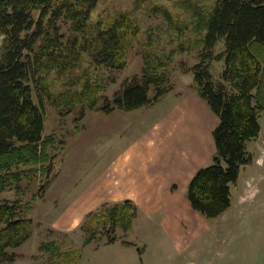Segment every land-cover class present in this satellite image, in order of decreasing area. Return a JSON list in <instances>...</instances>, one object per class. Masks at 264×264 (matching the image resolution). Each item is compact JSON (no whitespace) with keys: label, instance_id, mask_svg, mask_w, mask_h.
Segmentation results:
<instances>
[{"label":"rangeland","instance_id":"obj_1","mask_svg":"<svg viewBox=\"0 0 264 264\" xmlns=\"http://www.w3.org/2000/svg\"><path fill=\"white\" fill-rule=\"evenodd\" d=\"M216 1L97 0L91 24L100 22L105 28L128 12L139 32L125 51L123 66L97 63L83 48L78 66L48 73L47 89L60 99L67 89L80 92L86 79L97 83L94 107L85 101L56 107L46 96L39 101L35 93L44 115L42 136L54 138L47 147L49 173L42 174L39 164L22 165L20 184L0 192V201L19 199L23 215L31 220L29 238L9 249L15 257L1 264H264V110L258 136L246 143L251 161L242 165L230 188L231 205L220 215L208 218L190 207L186 191L195 172L188 178L180 165L162 163L167 167L155 173L166 181L165 192L149 209L135 205L131 227L91 220V214L102 213L107 204L124 200L111 201L123 193L121 174L130 172L129 163L147 159L153 149L157 153L161 143L153 141L167 112L183 111L192 100L205 104L217 117L195 91L189 69L206 52L202 43L206 30L199 20ZM68 27L67 22L61 30L69 34ZM221 51L219 41L212 56ZM156 62L162 64L151 70L159 76L156 84L170 86L157 101L131 110H100L124 82L148 74ZM208 63L214 80L230 88L221 77L223 60L211 57ZM156 84L151 83L150 97ZM172 200L178 203L176 210L169 208ZM110 235L113 242H108ZM65 251L76 252L79 258L67 263Z\"/></svg>","mask_w":264,"mask_h":264},{"label":"trees","instance_id":"obj_2","mask_svg":"<svg viewBox=\"0 0 264 264\" xmlns=\"http://www.w3.org/2000/svg\"><path fill=\"white\" fill-rule=\"evenodd\" d=\"M97 0H0V192L20 184V166L39 164L49 173L47 147L51 135L42 136L44 115L39 101L46 96L60 107L81 101L92 108L97 103V83L86 79L80 92L67 89L60 99L47 89L48 73L64 72L80 64L81 51L88 49L95 62L110 67L124 65L125 51L139 32L127 13L117 15L107 27L91 24L89 16ZM69 23L64 33L61 28ZM206 30L204 55L189 69L197 94L217 115L212 130L215 153L211 163L198 168L190 178L186 197L192 209L205 217L220 215L231 205V185L237 181L242 165L251 161L247 141L258 136L259 117L264 110V0H217L199 20ZM82 37L83 40H80ZM223 51L212 56L217 42ZM223 60V82H216L208 59ZM148 67L150 64H147ZM161 62L148 74L133 77L105 99L100 110H131L155 102L170 89L163 88L157 72ZM151 83L156 93L149 96ZM19 199L0 201V264L13 260L15 248L31 234V220L22 213ZM136 206L130 199L107 204L103 212L91 214L96 224L109 222L131 227ZM101 220H97L101 218ZM90 220V221H91ZM115 240L110 235L108 242ZM65 262L79 258L76 252H63Z\"/></svg>","mask_w":264,"mask_h":264},{"label":"crops","instance_id":"obj_3","mask_svg":"<svg viewBox=\"0 0 264 264\" xmlns=\"http://www.w3.org/2000/svg\"><path fill=\"white\" fill-rule=\"evenodd\" d=\"M190 101L191 105L183 111L172 109L167 112L162 128L158 129L153 141L161 143L157 153L153 149V154L150 151L147 159L127 165L130 172L123 170L121 174L123 193L116 194L114 198L110 195L112 202H120L130 196L136 206L149 209L156 203L157 196L165 192L162 190L165 189L166 181L155 173L161 167H167L162 163L180 165L187 170L188 178L189 173L211 163L215 153L212 130L218 123V117L205 104ZM152 156L153 160L150 158ZM167 192L169 196L172 195L171 190ZM134 196L139 198L135 200L132 198ZM169 206L176 210L178 203L172 200Z\"/></svg>","mask_w":264,"mask_h":264}]
</instances>
